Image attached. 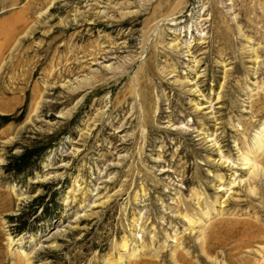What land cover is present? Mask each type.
<instances>
[{"label":"rangeland","instance_id":"obj_1","mask_svg":"<svg viewBox=\"0 0 264 264\" xmlns=\"http://www.w3.org/2000/svg\"><path fill=\"white\" fill-rule=\"evenodd\" d=\"M262 128L264 0H0V264H264Z\"/></svg>","mask_w":264,"mask_h":264},{"label":"bare ground","instance_id":"obj_2","mask_svg":"<svg viewBox=\"0 0 264 264\" xmlns=\"http://www.w3.org/2000/svg\"><path fill=\"white\" fill-rule=\"evenodd\" d=\"M263 149H264V128H262L260 130L258 136H256V150H257L256 154H253V155H249L248 154V155L242 157L243 158L242 159L243 160L242 164L245 166V168H249L250 169V171H249V173H250L249 174V176H250L249 179L253 178V177H256L258 175H264V170H262L263 168H261L260 164L254 160V156L259 154L260 152H262ZM246 181H248V180H246ZM243 182H244L243 180H239V179L236 181V178H234L233 180L228 182V184H227V186H228L227 187V192L231 191L232 187L236 186V184L240 185ZM254 191L255 190L252 187L249 188V192L250 193H254ZM193 224L195 225L197 223L193 222ZM7 243H8V246L11 247L14 244L13 239L9 237ZM20 245H21V243L19 244V246ZM17 249H19L20 253H24L23 249H20V247H17Z\"/></svg>","mask_w":264,"mask_h":264}]
</instances>
